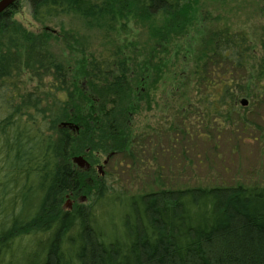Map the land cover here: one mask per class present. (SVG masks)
Returning <instances> with one entry per match:
<instances>
[{
	"label": "trees",
	"instance_id": "obj_1",
	"mask_svg": "<svg viewBox=\"0 0 264 264\" xmlns=\"http://www.w3.org/2000/svg\"><path fill=\"white\" fill-rule=\"evenodd\" d=\"M25 2L39 32L15 20L21 0L0 14V264H264V186L174 189L153 172L141 177L154 181V191L116 189L125 163L140 178L139 161L154 140V125L130 130L134 113L153 106L159 122L172 111L182 120L246 114L242 124H264V0ZM242 10L255 48L232 22ZM61 20L77 27L48 29ZM134 29L145 37L139 46L162 50L137 63V43L128 45ZM80 32L98 45L68 52L65 61L55 42L71 50ZM187 34L196 48L173 86V107L148 82L154 72L155 91L172 65L164 46L179 50ZM101 155L112 174L72 163L82 156L95 164ZM84 196L88 203H79ZM66 197L75 201L71 209Z\"/></svg>",
	"mask_w": 264,
	"mask_h": 264
},
{
	"label": "rangeland",
	"instance_id": "obj_2",
	"mask_svg": "<svg viewBox=\"0 0 264 264\" xmlns=\"http://www.w3.org/2000/svg\"><path fill=\"white\" fill-rule=\"evenodd\" d=\"M240 1V0H239ZM245 10L237 15H230L232 22L239 29H244L251 36L252 46L255 48L254 37L252 36L250 16L245 14ZM233 14V13H232ZM15 20L21 23L26 29L32 32H39L43 27L33 21L29 7L25 0H21V9L16 14ZM63 23L66 26H76L74 23H68L66 20L57 21L48 25V29L58 30L59 25ZM77 37L78 45L72 46L69 50L65 44L55 42L54 50L59 56L67 61V53L77 54L84 50L92 51L98 45L97 37L88 32H80ZM128 44L137 47H131L140 62L143 56H154V53L162 50L161 47L150 50L148 46H139L145 43V37L137 30L131 32ZM183 37L177 44L179 50L165 47V55L168 62L163 69L161 78L157 80L154 91V72L148 82L153 88L152 93L156 99L164 96L171 106L172 100L170 94L176 88V83L182 82L185 74L192 67L191 53L196 48L194 42H191L190 34L187 38ZM188 39V40H187ZM144 45V44H143ZM190 45V47H189ZM81 46V47H80ZM73 56V55H72ZM154 61L150 67L154 71ZM182 77V78H181ZM174 107V106H173ZM155 108V107H154ZM168 115V114H167ZM159 111L152 108L142 112L134 113L129 120L128 126L133 133H139L143 128L149 129L154 125V140L148 141L145 148V156L140 159L138 167L140 178L136 179L135 170L126 168L128 163L123 164L122 170L125 172L117 182L116 189L125 195H137L154 191V181L141 175L158 174L160 181L166 187L186 188L195 186H230L242 184L247 186H264V124L255 121L253 124H242L250 120L248 116L240 114L223 121L210 120V117L204 116L201 112L190 113L187 119L182 120L180 116L174 115L171 111L166 119L158 121ZM256 120V119H255ZM248 123V122H247ZM148 131V130H147ZM82 157V156H76ZM85 161L86 158L82 157ZM98 162L91 165V169L99 176L112 174L113 168L109 165L108 156H98ZM73 165H75L73 163ZM77 167V165H75ZM79 168V167H78ZM99 168L101 170H99ZM157 175V177H158ZM79 203H88L86 197L79 199ZM64 206L71 209L75 205L73 199L66 197Z\"/></svg>",
	"mask_w": 264,
	"mask_h": 264
},
{
	"label": "water",
	"instance_id": "obj_3",
	"mask_svg": "<svg viewBox=\"0 0 264 264\" xmlns=\"http://www.w3.org/2000/svg\"><path fill=\"white\" fill-rule=\"evenodd\" d=\"M15 1L17 0H0V14L7 9L10 5H12ZM241 106L245 107L247 105V101L246 100H241L240 101ZM72 163H74L75 165H77V167L79 168H85L88 167L87 162L82 158V157H74L72 158ZM99 170H101L99 168Z\"/></svg>",
	"mask_w": 264,
	"mask_h": 264
},
{
	"label": "flooded vegetation",
	"instance_id": "obj_4",
	"mask_svg": "<svg viewBox=\"0 0 264 264\" xmlns=\"http://www.w3.org/2000/svg\"><path fill=\"white\" fill-rule=\"evenodd\" d=\"M110 159V158H109ZM86 161H87V159H86ZM87 164H88V167H85V168H80V170L81 171H86V172H89L90 170H92L91 169V165L87 162ZM126 168L128 169L129 168V166L127 165L126 166ZM92 175H93V173H92ZM94 180V178L92 179L91 177H86L85 178V180L84 181H93ZM109 181V180H108Z\"/></svg>",
	"mask_w": 264,
	"mask_h": 264
}]
</instances>
